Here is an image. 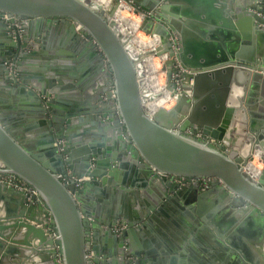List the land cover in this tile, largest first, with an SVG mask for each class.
Returning <instances> with one entry per match:
<instances>
[{
  "label": "water",
  "instance_id": "obj_1",
  "mask_svg": "<svg viewBox=\"0 0 264 264\" xmlns=\"http://www.w3.org/2000/svg\"><path fill=\"white\" fill-rule=\"evenodd\" d=\"M120 1L0 0V173L37 192L0 185V264H187L171 256L200 236L202 264H264V168L247 170L257 150L264 165V0H122L159 38L149 52L114 20ZM151 54L176 101L153 116ZM217 191L221 226L202 207Z\"/></svg>",
  "mask_w": 264,
  "mask_h": 264
},
{
  "label": "bare ground",
  "instance_id": "obj_2",
  "mask_svg": "<svg viewBox=\"0 0 264 264\" xmlns=\"http://www.w3.org/2000/svg\"><path fill=\"white\" fill-rule=\"evenodd\" d=\"M95 3L96 6L99 7L101 5L103 9L110 8L112 4V0H91ZM124 1H120V5L116 11V14L114 15V20L118 23L119 27L123 31V33L130 38L131 35L128 34L127 30L129 29L130 32L136 33V31H139L136 33L137 38H139L141 41L140 43L137 42V49L139 50H146L149 49V51H154L159 46V38L158 37H150L147 36L145 33H143L140 30L141 23H136L129 18H126V13L132 12L133 15L139 16L135 13L134 9H132L129 4L125 3ZM141 16H139V20L142 22ZM125 27L128 29L125 30ZM140 34L145 35L149 38V40L145 41L142 37H140ZM129 42L131 43V41ZM147 51V52H149ZM159 58L161 59L162 63L163 61L166 62L168 55H162V56H156V55H149L146 58H144L142 66V69L144 71V81H145V100L147 101V107L146 110L149 114H156L158 109L161 107H165L166 104H168L172 99H174L172 92L168 91L163 85L159 84V79L157 77V68L154 64L153 59ZM169 61V59H168ZM156 94V95H155ZM256 153V157L254 158V155ZM253 154L252 161L249 162L247 166V170L250 172V174L255 178L259 177L261 174V171L258 167H254L253 164L255 159H257L260 163L262 162V152L260 150L255 151Z\"/></svg>",
  "mask_w": 264,
  "mask_h": 264
},
{
  "label": "crops",
  "instance_id": "obj_3",
  "mask_svg": "<svg viewBox=\"0 0 264 264\" xmlns=\"http://www.w3.org/2000/svg\"><path fill=\"white\" fill-rule=\"evenodd\" d=\"M254 156H256V154ZM224 204H225V199H221V192H219V191L210 195L206 200H204L202 202L203 209H210L209 211L213 210L214 214H216L215 218L217 219V222L220 226H221V211H225L227 209V207H229V205H224ZM244 210H242L241 212H244ZM209 211H207V212H209ZM239 211L240 210H236L237 213ZM235 228L236 227H234V229ZM255 228H256V226H255ZM252 229L255 230L254 228H252ZM161 232H162V234L158 233L159 234L158 235L159 240H161L162 242H165L166 244H168V242L169 243H177L178 237L180 236V232L176 228H171L169 231L162 228ZM240 233H242V232H240ZM182 235H183V232H182ZM164 236H166L167 239H165ZM231 237H232V240L234 242V241H237L238 239H240L241 235L239 233H236L234 230ZM191 239L192 238L189 237L187 240H191ZM206 240L207 239H205L204 236H200V239L198 240L199 244H192L191 246H185L184 248H182V250L178 249L175 252L176 253L175 256H171L172 261H174V258H175L176 261H178V263L182 262L183 260L187 264H195V262H197V261H198V263H196V264H199V263L202 264L203 262H207V260L209 259L208 253L202 249V247L204 246L203 242L204 241L206 242ZM172 246H176V245L172 244ZM206 248L209 251L214 250L217 253L216 259L220 260L218 256L221 254V250L218 248V246L215 247V249H213L212 247H206ZM252 249L254 252L258 251V249H256V247H254V246H252ZM183 253H184V255H183Z\"/></svg>",
  "mask_w": 264,
  "mask_h": 264
},
{
  "label": "built area",
  "instance_id": "obj_4",
  "mask_svg": "<svg viewBox=\"0 0 264 264\" xmlns=\"http://www.w3.org/2000/svg\"><path fill=\"white\" fill-rule=\"evenodd\" d=\"M129 6L131 7V5H129ZM131 8L134 9L133 7H131ZM138 15L141 16V18H144L143 14L139 13ZM260 15L264 16V4H263V13H261ZM7 19H8V17L5 16V20H7ZM173 49L176 51L177 46L175 45L173 47ZM168 59L169 58H167V60ZM167 60H165V61H167ZM164 63H166V62H163L162 64L164 65ZM13 67H14L13 63H11L10 68H13ZM174 67H175V69L181 70V67H180L176 58H175V66ZM178 77H179L178 73L173 74V80L175 82H178L177 81ZM150 115L153 116L154 114H150ZM198 136L200 137V135H198ZM211 142H212V140H211ZM261 164L263 165V162H261ZM68 173H69V171H68ZM257 178L255 177V179H257ZM88 179L89 178H86V177L82 178V179H75L76 187L80 188L85 181H88ZM191 181H193V180H191ZM191 181L186 179V178H175V182L182 185V186H186ZM199 181H200V186H201L202 190H206V189H209L211 187L208 179H200ZM0 185H4V186H7L9 188H12V189H15L17 191L25 193L26 195H28L29 200H31L33 196H37V192L34 189H32L28 184H26L24 181H22L21 179H19L15 175L0 173ZM123 229H124L123 226H118L114 229V231L115 232H122ZM52 236H55V233H53ZM58 261H59V264H61V257H59Z\"/></svg>",
  "mask_w": 264,
  "mask_h": 264
},
{
  "label": "rangeland",
  "instance_id": "obj_5",
  "mask_svg": "<svg viewBox=\"0 0 264 264\" xmlns=\"http://www.w3.org/2000/svg\"><path fill=\"white\" fill-rule=\"evenodd\" d=\"M125 4V3H124ZM126 18H129L130 20L136 22V23H140L141 21L139 20V16H135L132 14V12H129V13H126ZM128 28L125 27V30H127ZM128 34L131 35V43H129V45L135 47L137 49V42L140 43V39L137 38L136 36V33H138L139 31H136V33H132L129 31V29L127 30ZM140 37H142L145 41L149 40L148 37H146L145 35H142L140 34ZM139 50V49H138ZM144 51H149V49H146ZM146 58V57H145ZM154 61V64L156 65V68H157V77L159 79V84L160 85H163L167 90V76L166 74L162 71V61L161 59L159 60V58H154L153 59ZM164 62V61H163ZM144 65V63H143ZM169 91V90H168ZM156 95V94H155ZM176 105V101L175 100H171L168 104L165 105V109H171L173 108L174 106ZM147 107V105H146ZM256 167H258L260 170L264 168V165H262L258 160L255 161V164H254Z\"/></svg>",
  "mask_w": 264,
  "mask_h": 264
},
{
  "label": "flooded vegetation",
  "instance_id": "obj_6",
  "mask_svg": "<svg viewBox=\"0 0 264 264\" xmlns=\"http://www.w3.org/2000/svg\"><path fill=\"white\" fill-rule=\"evenodd\" d=\"M255 157H256V156H254V158H255ZM254 158H253V159H254ZM256 160H257V159H255V161H256ZM255 161H254V163H255ZM253 165H254V164H253ZM254 167H256V166L254 165Z\"/></svg>",
  "mask_w": 264,
  "mask_h": 264
}]
</instances>
